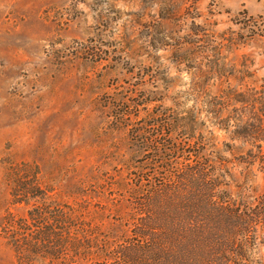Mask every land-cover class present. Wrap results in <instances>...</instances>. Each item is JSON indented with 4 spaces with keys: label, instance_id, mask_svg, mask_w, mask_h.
<instances>
[{
    "label": "rangeland",
    "instance_id": "obj_1",
    "mask_svg": "<svg viewBox=\"0 0 264 264\" xmlns=\"http://www.w3.org/2000/svg\"><path fill=\"white\" fill-rule=\"evenodd\" d=\"M192 109L200 187L170 176L199 159L163 131ZM260 139L264 0H0V264H23L3 226L18 232L39 205L12 196L20 169L48 199L86 207L98 264H264V233L237 240L216 205L264 196Z\"/></svg>",
    "mask_w": 264,
    "mask_h": 264
},
{
    "label": "trees",
    "instance_id": "obj_2",
    "mask_svg": "<svg viewBox=\"0 0 264 264\" xmlns=\"http://www.w3.org/2000/svg\"><path fill=\"white\" fill-rule=\"evenodd\" d=\"M240 102L245 101L242 100ZM144 104L145 102L136 106L140 107ZM165 115H154L153 117ZM117 118H115L116 124H118L116 128L125 130L123 125L126 120L125 116H122L121 120ZM163 127L164 132L166 128L170 127L169 136L177 132L183 133L184 138L191 141L192 148L194 150L196 148V156L199 159V162L195 163L191 170L185 169L182 174L170 172V176L178 180H185L184 176L191 175L190 179L193 180L194 187H200V182L205 177L204 169L195 168L197 165L205 167L208 163L206 161L203 162L201 158L200 147L204 146V139L198 133L201 128V122L197 113L193 109L184 111L178 116L170 117ZM135 134L143 136L149 134V132L146 129H139L136 130ZM255 134H257L255 131L251 133L253 137H256L254 136ZM142 143L144 148H149L151 144L147 138L142 139ZM157 148L160 150V147ZM189 155H191V152H189ZM256 157L264 162L263 153L259 157L256 155L254 158ZM16 176L18 178L13 187L12 196L17 198V203L25 202L29 204L30 199L39 198V205L29 213V220L25 219L18 224V227H15L18 232L10 234L12 231L10 229L14 228L10 220L7 221L8 227H6V224L3 226V234L7 244L13 249L18 260L23 264H34L35 259L39 257V264H98L95 257L105 255H103L102 245L98 239L100 237H96V232L89 229L90 226H85L86 207L77 202L70 205H62L48 199L40 191L38 193L36 181H33L35 177L31 178L26 170H18ZM40 186L39 184V190ZM155 186L158 189V185ZM160 186L161 188L165 187L164 189L167 190L170 187L165 184ZM150 193L153 194L154 190L150 191ZM209 199L210 201L212 199L210 195ZM216 205L220 209L228 211L230 209L234 213L236 232H233V234H235L234 238L237 240L241 239V237L259 238L264 233V196L256 201H245L229 196L228 198H222V201ZM20 232L27 235V237H21L22 234H19ZM94 248L97 250L96 256L93 251ZM105 260L108 261V259ZM98 262L102 261L98 260Z\"/></svg>",
    "mask_w": 264,
    "mask_h": 264
}]
</instances>
